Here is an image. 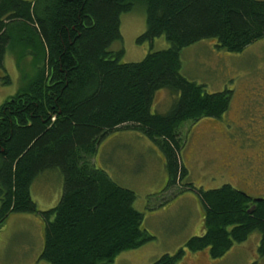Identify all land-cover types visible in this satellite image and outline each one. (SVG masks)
<instances>
[{"label": "trees", "instance_id": "obj_1", "mask_svg": "<svg viewBox=\"0 0 264 264\" xmlns=\"http://www.w3.org/2000/svg\"><path fill=\"white\" fill-rule=\"evenodd\" d=\"M138 4L147 11L138 42L165 36L171 47L123 62L124 50L111 46L122 39V15ZM262 38L264 0H0V69L10 48L21 46L19 57L33 60V74H24V86L0 105V228L13 213L39 215L40 259L50 264H111L154 239L134 206L135 191L97 167L94 156L112 133L137 131L164 156L168 182L160 194L184 185L189 171L179 125L221 118L233 90L212 93L183 75L182 50L214 39L237 53ZM164 89L177 98L167 113H154ZM57 168L64 177L62 197L41 211L32 185ZM198 193L204 233L190 238L186 249H209L219 258L258 230L264 256V198L256 201L231 184ZM185 255L182 248L153 264H179Z\"/></svg>", "mask_w": 264, "mask_h": 264}, {"label": "rangeland", "instance_id": "obj_2", "mask_svg": "<svg viewBox=\"0 0 264 264\" xmlns=\"http://www.w3.org/2000/svg\"><path fill=\"white\" fill-rule=\"evenodd\" d=\"M146 30V7L138 4L122 15V39L114 42L111 50H124L122 61L131 63L171 47L165 36L139 43ZM22 51L21 46L10 48L5 56L4 68L0 69V105L24 86V74H33V60L27 55L20 58ZM181 56L182 74L187 78L204 84L212 93L233 90L230 108L221 118L190 119L178 127L182 158L189 171L183 184L193 183L196 189L178 185L166 195L160 194L168 182L166 162L160 148L142 133L110 137L102 143L93 163L119 185L135 191L134 206L144 214V227L154 236L141 247L122 252L111 264H153L182 248L186 255L179 264H264L258 230L219 258H212L209 249H186L190 238L204 233L198 189L231 184L264 198V38L237 53L219 48L214 39H205L184 48ZM176 98L168 90H160L152 111L167 113ZM63 188L62 171L52 169L36 179L31 195L39 210L46 211L58 205ZM43 223L36 214H11L0 228V264H50L40 259Z\"/></svg>", "mask_w": 264, "mask_h": 264}, {"label": "crops", "instance_id": "obj_3", "mask_svg": "<svg viewBox=\"0 0 264 264\" xmlns=\"http://www.w3.org/2000/svg\"><path fill=\"white\" fill-rule=\"evenodd\" d=\"M131 133H138V134H140V132H137V131H135V132H130V130H128V131H127V130H119V131H116V132L112 133V134L109 136V138H110V137H112V138L115 137V138H116V137H118V136H120V135H128V134L130 135ZM112 138H111V139H112ZM120 145H122V144H120Z\"/></svg>", "mask_w": 264, "mask_h": 264}, {"label": "water", "instance_id": "obj_4", "mask_svg": "<svg viewBox=\"0 0 264 264\" xmlns=\"http://www.w3.org/2000/svg\"><path fill=\"white\" fill-rule=\"evenodd\" d=\"M262 199H263V198H260V197H259V198H256V201H261Z\"/></svg>", "mask_w": 264, "mask_h": 264}, {"label": "flooded vegetation", "instance_id": "obj_5", "mask_svg": "<svg viewBox=\"0 0 264 264\" xmlns=\"http://www.w3.org/2000/svg\"><path fill=\"white\" fill-rule=\"evenodd\" d=\"M250 196H251V195H250ZM252 197L255 198V199H256V198H259V197H254V196H252Z\"/></svg>", "mask_w": 264, "mask_h": 264}]
</instances>
